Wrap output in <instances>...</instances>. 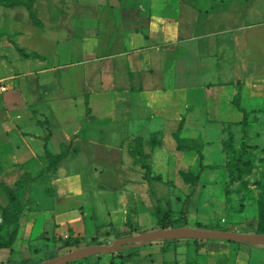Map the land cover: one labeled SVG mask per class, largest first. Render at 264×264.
<instances>
[{
  "label": "rangeland",
  "instance_id": "1",
  "mask_svg": "<svg viewBox=\"0 0 264 264\" xmlns=\"http://www.w3.org/2000/svg\"><path fill=\"white\" fill-rule=\"evenodd\" d=\"M64 1L51 2L55 13L61 10L76 16L55 19L46 30L33 26L25 7L16 11L0 5V92L14 102L11 97L20 92H15L14 81L23 77L32 81L29 94L17 104L9 103L4 113L5 123L8 115L14 118L15 137L32 153L26 159L20 146L10 152L0 140V214L7 204L3 182L14 187L21 176L41 172L46 151L59 152L63 144L70 149L59 176L49 173L29 185L12 251L1 254L0 264H23L26 259L38 264L84 246L113 243L132 231L138 235L158 230L161 216L156 207L171 210L181 221L182 206L192 192L186 203V227L255 234L264 209V139L254 137L248 142L242 122L233 120L216 123L205 137L203 99L192 101L177 117L152 110L145 119L130 120L132 93L167 91L174 85V67L169 64L156 78L153 69L146 71L150 75L127 74L124 64L137 65L142 59L138 46L129 55L118 51L108 73L93 66L99 53L106 51V44L100 42L108 32L117 39L122 37L116 29L119 33L121 29V36L149 38L156 32L153 12L177 4L178 11L187 12L193 21L178 29V35L190 43L188 50L183 47L179 53L190 58L196 50L188 68L193 79H201L205 76L206 0H76V6ZM70 28L75 36L69 39L64 32ZM16 30L29 34L28 49L36 37L44 45L31 57L45 64L25 75L11 70L16 57L9 39ZM185 111L198 119L193 120L196 130L190 134L196 138L191 145L201 148L203 163L212 166L202 171L196 185L183 173L192 178L199 173V155L193 148L179 151L174 138L179 125L184 128L187 123ZM138 135L149 157L151 183L144 177L142 158L134 156ZM61 176L66 179L57 182ZM58 210L76 213V220L58 224ZM5 234L6 229L0 231L1 236ZM68 264H264V244L161 240Z\"/></svg>",
  "mask_w": 264,
  "mask_h": 264
},
{
  "label": "crops",
  "instance_id": "2",
  "mask_svg": "<svg viewBox=\"0 0 264 264\" xmlns=\"http://www.w3.org/2000/svg\"><path fill=\"white\" fill-rule=\"evenodd\" d=\"M58 1L61 2L62 0L34 1L33 10L42 22V27H38L30 18L34 27L46 30L48 26L52 25L55 19L60 21L66 17H72V15L73 18L76 16L75 12L68 14L61 10L56 14L55 9L51 6V2ZM66 1H68V4L72 2L70 5L75 4L74 6L78 4V2L75 3L76 0H65L64 2ZM0 5L7 7L3 4ZM23 7L25 6L19 5L7 7V9L11 8L18 11L19 8ZM151 22L154 24L156 32L149 38H145L142 35L134 37L121 36V29H119L120 33L116 29V34L118 33V36L122 37L121 39H117V35L114 32L111 34L108 32L107 38H103L100 42L102 45L104 43L106 44V51L99 53L100 57L93 63V66L108 73L110 72L109 67L113 65L115 55L118 51L122 50V55H129L132 51L131 48L138 46L140 47L138 55L142 59L138 61L137 65L133 62L124 64L127 74H149L146 71L153 69L156 78V75H159L167 64L174 67V85L169 90L156 91L151 94L139 91L135 93L131 92L133 99L130 103L131 107L128 118L130 120L145 119L147 116H150L152 110L164 111L173 117H177L178 112L184 110L192 101L194 102L195 99H203L205 100V137H209L210 131L216 123L231 120L240 122L243 120V113L232 103L235 94L238 92L239 83H241V106L248 112L249 116L248 132L244 135L247 136L248 142L253 140L254 137L264 139V0L205 1V58L202 60L205 63V76L201 79H193L194 76L191 75L188 68L191 57H194L193 55L196 50H192L190 58L188 56L183 57L179 53V50L183 47L186 50H188V47L190 48V43H188L189 39L182 38L183 34L178 35V29H181L182 25L193 24L187 12L178 11V5L175 4L169 9L163 8L159 12H153ZM70 29L68 33L70 31L72 33L70 32L68 34L64 32L69 39L75 36L74 31ZM14 34L15 36L9 39L11 48L15 49L14 53L16 57V61L12 64V72L25 75L27 72L32 71L33 67L36 69L44 65V61L39 57L35 59L31 57L34 50L39 51L43 48L44 45L41 38L36 37L33 41L34 45L28 49L25 45H28L29 38L27 36L29 34L18 30ZM112 37L117 40H112ZM183 41H185V45L183 43L181 44ZM70 51L71 53L73 52V45ZM96 53L98 54V52ZM72 56L74 57V55ZM22 79L25 80L19 82L14 81L16 86L18 85L15 92L17 90L20 91L11 97L14 102H11L9 98L4 96L5 93L0 92V140L4 141L5 146L9 148L10 152L13 151V148L16 150L17 146H20L22 152L26 154L27 159L32 152L28 150L22 140L18 139V135V138L15 137L14 124L12 123L14 118L8 115L6 118L8 122H4L6 116L4 113H7V108L10 106L9 103L17 104L19 98L25 97L27 93L29 94L28 89L32 86V81L27 80L26 77ZM151 80L152 82L157 81L154 78ZM193 114L184 112V116H187V123L184 128L182 127L181 137L187 140H195L194 138H196V136L190 134L196 130L193 120H198L194 119ZM137 138L142 139V136H136V146ZM63 146L66 145L63 144ZM60 152L56 151L53 154ZM181 152H188V150ZM144 153L146 154L145 151ZM134 156L138 155L134 154ZM69 158L68 156L63 159L59 163L57 171L50 173V176L54 174L59 176L61 173V165ZM47 163L48 160L45 157L42 168ZM27 167L30 169L33 168L32 164L27 165ZM63 179L66 178L61 176L57 182ZM36 182L29 185H34ZM59 193H61L60 190ZM55 215L57 216L56 221L58 224L66 221H75L77 217L76 213H61L59 210ZM0 216V219H2V211ZM221 247L225 248L226 246L222 244ZM227 248L229 249L228 246ZM5 251L7 249H0V259L2 258L1 254ZM8 251L10 253L9 249ZM8 256L10 257V254Z\"/></svg>",
  "mask_w": 264,
  "mask_h": 264
},
{
  "label": "trees",
  "instance_id": "3",
  "mask_svg": "<svg viewBox=\"0 0 264 264\" xmlns=\"http://www.w3.org/2000/svg\"><path fill=\"white\" fill-rule=\"evenodd\" d=\"M35 0H0V4L6 5L7 7H15L19 5H23L27 8L29 12V16L32 20V22L38 26L42 27L41 20L37 17V14L33 10V3ZM29 56V55H28ZM242 84L239 83V89L238 92L235 94L232 103L235 105V107L240 110L243 113V120L242 126H243V132L246 135L247 134V128L249 126V120H248V112L241 106V94ZM183 124L181 123L177 129V131L174 133V138L177 142V149L181 151L191 150L192 148L197 151L199 158H200V171L197 175H195L193 178L191 174L183 173V177L191 182L192 184L196 185L199 182L200 175L202 171L206 168H212L211 165H205L203 163L204 161V154L201 148H194L192 147L191 143L194 142V140L190 139H184L181 137V130H182ZM135 155H138L142 158V167L145 169V179L151 183V176H150V166L148 164V155L144 153L142 149V139L137 138V146L136 151L134 152ZM70 155V149L67 146H63L62 150L58 154H53L50 151H46V158L48 160L47 165L41 170V172L36 176H30V175H23L18 180V182L15 184L14 187H11L5 183H2L3 190L7 196L8 203L6 206L2 208V222L0 223V231L3 229H6V234L4 236L0 235V249H10L12 251V245L14 243L15 234L17 233L18 229L20 228V221L24 214L25 207H26V194L29 184L34 183L38 181L39 179H42L43 176L48 175L49 173L57 171V167L59 163L67 158ZM192 192L189 194L184 202V205L181 209V221H179L177 218H174L172 216L171 210H163L159 205L156 207V212L161 216V222L159 229H168V228H176V227H186L187 226V209H186V203L192 198L193 196ZM206 229V228H203ZM221 231V230H220ZM257 234H264V209L261 211L260 214V223L257 228ZM134 236L133 231L129 232L124 237H130ZM194 241L198 242L200 239H193ZM65 245H74V242H66ZM80 246V245H79ZM78 245L76 246V248ZM131 255V254H129ZM22 264V263H21ZM23 264H34L31 263L30 260H25V263Z\"/></svg>",
  "mask_w": 264,
  "mask_h": 264
},
{
  "label": "water",
  "instance_id": "4",
  "mask_svg": "<svg viewBox=\"0 0 264 264\" xmlns=\"http://www.w3.org/2000/svg\"><path fill=\"white\" fill-rule=\"evenodd\" d=\"M220 239L253 245L264 244V234L217 231L191 227L158 229L126 237L110 244L90 245L72 250L38 264H68L101 253H111L130 246H139L153 241L174 239Z\"/></svg>",
  "mask_w": 264,
  "mask_h": 264
},
{
  "label": "built area",
  "instance_id": "5",
  "mask_svg": "<svg viewBox=\"0 0 264 264\" xmlns=\"http://www.w3.org/2000/svg\"><path fill=\"white\" fill-rule=\"evenodd\" d=\"M4 89V88H3Z\"/></svg>",
  "mask_w": 264,
  "mask_h": 264
}]
</instances>
